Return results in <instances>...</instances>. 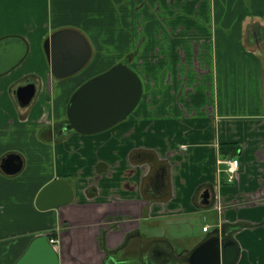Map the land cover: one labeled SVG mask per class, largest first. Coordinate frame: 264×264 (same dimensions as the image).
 I'll return each instance as SVG.
<instances>
[{
  "label": "crops",
  "instance_id": "obj_1",
  "mask_svg": "<svg viewBox=\"0 0 264 264\" xmlns=\"http://www.w3.org/2000/svg\"><path fill=\"white\" fill-rule=\"evenodd\" d=\"M61 28L89 41L83 69L55 77L59 91H37L23 120L2 107L13 96L0 89V124L12 118L9 144L23 155L17 173L0 168V264L52 231L59 264H164L210 225L231 231L235 264H264V0H0V38L27 44L1 87L49 76L44 41ZM107 54L141 80L127 118L55 144L36 138L41 120L66 121L71 94ZM226 142L239 148L221 154ZM152 156L169 160L171 185L148 184ZM224 159H238L230 180ZM56 178L73 200L39 210V190Z\"/></svg>",
  "mask_w": 264,
  "mask_h": 264
},
{
  "label": "water",
  "instance_id": "obj_2",
  "mask_svg": "<svg viewBox=\"0 0 264 264\" xmlns=\"http://www.w3.org/2000/svg\"><path fill=\"white\" fill-rule=\"evenodd\" d=\"M44 48L50 71L57 78L81 70L92 53L87 38L73 28L54 31L45 39ZM26 49L25 40L18 35L0 38V74L18 64L25 56ZM35 91L36 86L33 85V89L27 93L26 104L34 97ZM141 92L139 76L126 64L117 63L84 81L71 94L66 106L64 129H73L80 134L106 130L127 116L138 102ZM21 167L22 159L18 153L3 158L0 163V168L8 175L17 173ZM73 196L69 182L56 178L41 187L35 205L39 210L57 208L71 202ZM238 256L237 242L220 226L206 233L186 259L189 264H235ZM14 264H59V259L48 235L41 233L32 238Z\"/></svg>",
  "mask_w": 264,
  "mask_h": 264
},
{
  "label": "flooded vegetation",
  "instance_id": "obj_3",
  "mask_svg": "<svg viewBox=\"0 0 264 264\" xmlns=\"http://www.w3.org/2000/svg\"><path fill=\"white\" fill-rule=\"evenodd\" d=\"M126 65H127V63H126ZM9 71L0 74V87L2 85L1 84V81L3 79L2 77L4 75H6ZM57 80H59V79L55 78V76L52 73H50V75L46 76L45 78H42L38 74H35V76L23 74V75H20L16 78H12V79L6 81L5 84L0 88L3 90H6L7 92L10 91V93L13 96V98H11L10 101L4 102L2 104V107L4 109H11V110L14 109L16 111L17 115L20 117V119H22V120L26 119L28 114H29V110L31 109V106H32V100L34 98L33 97L31 99V101L28 104H26L27 96H28L27 93L31 89H33V85L36 86L35 94L40 89H45L47 91H54V90L59 91V86H57V84L55 82ZM0 108H1V106H0ZM21 110H24V111H21ZM127 116H128V114H127ZM127 116L125 118H127ZM124 119H122V120H124ZM122 120H120L118 123H120ZM11 121H12V118L3 122V123L7 124L6 126L3 124H0V140H2L4 142V144L2 146H0V148L3 149L1 160L3 158H6L9 155H11V156L14 155V153H19L20 157L23 156L21 154L22 152L21 153L19 152L20 150L18 151L17 149L13 148L11 146V144H9V140H11L12 137L14 136V134H12L13 131L11 130L13 127ZM40 123H41L40 129L38 131H35L34 136L36 138L42 140V141L49 142L52 144L64 141L66 139V137H64L66 132L69 134L76 132L73 129L72 130L64 129V125L66 123L65 118L53 120L52 122H47V121L41 120ZM118 123H116V124H118ZM49 150H51V148H49ZM52 152L54 153L53 147H52ZM48 154H51V153H48ZM157 161H159V162H157ZM156 163H161V167L154 166V164H156ZM146 164H147L146 174L148 173V176H150V178L148 180V184H152V185L156 184V185H162V186L171 185L172 176H171V172H170V163H169V160L167 158L157 159L156 157L152 156V157L148 158V161ZM203 194H204V192L201 193V196H203ZM223 230H225L230 235V232H231L230 230L225 229V228H223ZM190 251L186 252V253L181 252L178 256H176L175 261L172 260L169 263H164V264H189V262L187 261L186 258L189 255Z\"/></svg>",
  "mask_w": 264,
  "mask_h": 264
},
{
  "label": "rangeland",
  "instance_id": "obj_4",
  "mask_svg": "<svg viewBox=\"0 0 264 264\" xmlns=\"http://www.w3.org/2000/svg\"><path fill=\"white\" fill-rule=\"evenodd\" d=\"M112 60L113 58H111V56L109 54H107L104 58V61H102V63L98 64L95 68H93L92 71H88L86 72L83 77H86L85 79H89L91 77L92 74L96 75V74H100L102 72H104L105 70H107L108 68H110L111 66L115 65L113 64L112 65ZM83 69V68H82ZM92 75V76H94ZM88 77V78H87ZM84 80V79H83ZM214 214H216V211H214ZM213 213H210V217L212 218V216H214ZM212 215V216H211ZM208 216V213H201L200 214V220H201V217H207ZM207 222V220L205 218L202 219V221H200L199 223V232L201 233V222ZM213 221V220H212ZM214 227L210 225V230L213 229ZM184 243L186 246H191L193 241L191 239H184Z\"/></svg>",
  "mask_w": 264,
  "mask_h": 264
},
{
  "label": "trees",
  "instance_id": "obj_5",
  "mask_svg": "<svg viewBox=\"0 0 264 264\" xmlns=\"http://www.w3.org/2000/svg\"><path fill=\"white\" fill-rule=\"evenodd\" d=\"M113 65V64H112ZM239 147H238V145L237 144H235V143H228V142H226V143H221L220 145H219V152L221 153V154H226V153H233V152H235L236 151V149H238ZM48 237H49V239H55L56 238V233H55V231H52L50 234H48Z\"/></svg>",
  "mask_w": 264,
  "mask_h": 264
},
{
  "label": "built area",
  "instance_id": "obj_6",
  "mask_svg": "<svg viewBox=\"0 0 264 264\" xmlns=\"http://www.w3.org/2000/svg\"><path fill=\"white\" fill-rule=\"evenodd\" d=\"M223 163L226 164V170L229 172V180L233 177V172L238 164V159H224L222 160ZM202 230H207V225L202 226ZM51 241H55V239H52Z\"/></svg>",
  "mask_w": 264,
  "mask_h": 264
},
{
  "label": "bare ground",
  "instance_id": "obj_7",
  "mask_svg": "<svg viewBox=\"0 0 264 264\" xmlns=\"http://www.w3.org/2000/svg\"><path fill=\"white\" fill-rule=\"evenodd\" d=\"M49 37H50V36H48L47 38H49ZM47 38H46V39H47ZM44 49H45V48H44ZM47 58H48V57H47ZM48 61H49V59H48ZM49 65H50V64H49Z\"/></svg>",
  "mask_w": 264,
  "mask_h": 264
}]
</instances>
